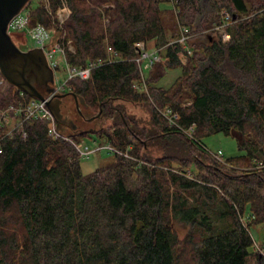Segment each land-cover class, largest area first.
Returning a JSON list of instances; mask_svg holds the SVG:
<instances>
[{
    "label": "trees",
    "instance_id": "16d2710c",
    "mask_svg": "<svg viewBox=\"0 0 264 264\" xmlns=\"http://www.w3.org/2000/svg\"><path fill=\"white\" fill-rule=\"evenodd\" d=\"M65 2L69 17L57 36L73 49L68 63L104 61L107 47L115 61L68 82L84 101V118L101 112L93 120L99 127L61 131L75 143L96 134L117 153L112 164L83 174L76 149L50 139L44 121L32 122L26 139L4 140L0 264H264L250 235L264 229V0ZM58 5L31 10L29 25L51 27ZM223 10L228 42L216 30ZM152 40L160 60L147 73V94L139 93L135 44ZM176 68L173 83L159 86ZM20 101L29 97L4 82L0 109ZM118 102L143 108L148 123ZM165 106L182 127L195 125L197 142L167 126L155 109ZM212 134L233 137L243 155L215 159L199 145ZM178 225L187 230L182 237Z\"/></svg>",
    "mask_w": 264,
    "mask_h": 264
},
{
    "label": "built area",
    "instance_id": "2783aa9c",
    "mask_svg": "<svg viewBox=\"0 0 264 264\" xmlns=\"http://www.w3.org/2000/svg\"><path fill=\"white\" fill-rule=\"evenodd\" d=\"M58 2L59 5L56 9L51 27L46 28L45 26L38 23L30 26L29 23L31 10L28 8V5L25 11H21L9 22L7 26V33L9 34V36H11V38L16 37L17 39H19V34H22L23 37H26L34 42V48L42 49L47 64L53 71V91L57 94H64L70 92V88L68 87V82L70 80L86 81L89 79L90 72L93 68L104 64H111L115 61V58L111 52V49L107 47L108 58L104 61L97 60L96 62L88 63L85 67L70 65L66 58L67 52H71L73 50L70 42L63 41V34L56 37V35L58 34V30L61 29L63 23L69 17V9L65 0H58ZM43 3L44 4H42L40 7H43L49 12V0H44ZM220 16L222 17V24L217 27L216 30L220 33L222 41L228 42L229 36L225 33V28L231 23L230 15L223 10L220 12ZM104 22L106 23L107 20H105ZM54 37L56 38L54 40L53 46L50 47L49 45L51 43V39H53ZM183 41L184 38L182 37L179 42ZM135 53L137 57L134 59V61L139 67L140 79L136 84L133 85V88L139 93L147 94V85L145 82V77L143 75V65L145 69L150 70L152 65L160 60V57L157 50L147 51L143 43L135 44ZM187 53L189 55L190 51H187ZM179 60L181 61L180 56ZM181 62L183 63V61ZM61 65H63V68H61ZM57 72L65 75L66 78L62 82L58 81ZM4 82V79L1 77L0 87ZM20 95L22 96L23 94L20 93ZM53 96L54 95H52L46 101L53 99ZM155 109L156 112L165 120L169 128L176 129L187 139L193 142H197L193 136L195 125H190L187 128L182 127L179 124V113L172 109L170 106H165L163 108L155 107ZM34 121H44L46 123L47 136L53 140L62 139L70 143L78 152L81 160L88 159L91 154L97 152L100 149V147H97L98 149L90 150L89 147L84 145L82 141L79 143H75L66 134L57 129L56 122L50 115L44 101L29 98L28 102L20 101L16 105L6 106L0 109V153L2 152V143L4 142V140L12 139L15 136L26 139L28 136V131L30 129V124ZM107 149L112 154L117 153V151L111 145H108ZM213 157L221 163H224L222 155L217 154L213 155ZM260 165L261 164H258L257 167H260ZM247 220V216L240 217V221L244 226ZM254 246H256V252L264 256V246H260L259 244H256Z\"/></svg>",
    "mask_w": 264,
    "mask_h": 264
},
{
    "label": "water",
    "instance_id": "95a60500",
    "mask_svg": "<svg viewBox=\"0 0 264 264\" xmlns=\"http://www.w3.org/2000/svg\"><path fill=\"white\" fill-rule=\"evenodd\" d=\"M30 2L31 0H0V76L18 92L29 98L44 101L59 131L65 123L68 124L69 129L75 130L73 121L68 120L61 112L64 98L70 96L73 99L77 114L86 122L99 118L101 112L85 119L80 110V107L84 106L83 100L73 93L57 94L53 91V71L49 68L42 49L32 48L22 51L7 33L9 22ZM56 37L51 39L50 47L53 46ZM52 95H54L53 99L46 101Z\"/></svg>",
    "mask_w": 264,
    "mask_h": 264
},
{
    "label": "rangeland",
    "instance_id": "374dc122",
    "mask_svg": "<svg viewBox=\"0 0 264 264\" xmlns=\"http://www.w3.org/2000/svg\"><path fill=\"white\" fill-rule=\"evenodd\" d=\"M43 1L42 0L41 1L31 0L28 8L30 10H34L36 7H39L42 4H44ZM26 7L22 11H25ZM12 40L16 44V46L20 48L22 51H26V50H29L35 47L34 42L29 40L26 37H22L21 39L12 37ZM179 56L181 58V61H183V64H185L186 57L184 55L182 57V54H180ZM61 68H63V65H61ZM148 72L149 70L145 69L143 65V75L145 79H146ZM179 74H180L179 68L168 70L166 76L159 82V86L165 87V88L169 87L173 83V81L179 76ZM57 78L59 82H62L66 77L60 72H57ZM66 104L67 106H65L64 108V113L67 117L70 118L69 120L73 121L74 124H79L85 130H91L92 127L93 128L99 127L100 124L95 121L86 123L81 119L79 120L77 116V111L75 110V105L70 98H68V101H66ZM118 106L124 108L126 110V113L128 114V117L139 121L141 125H145L148 123V116L143 108H140L137 105H131L125 102H118ZM86 119H89V118H86ZM107 124H108L107 121L103 122V126H106ZM132 129H134L133 126H132ZM76 139L79 140V138H76ZM80 140L83 142L84 145L88 146L90 150L98 149L97 147H100V149L97 152H94L93 154H91L88 159L81 160V170L83 174H90L94 172L96 169L101 168V167H106L115 161V155L110 153V151L107 149V146L109 144L105 141L104 138H101V136L97 137L96 134L89 133V134H85L82 138H80ZM199 142H200L199 145L202 146L204 149H206L212 156L220 154L222 155L223 160H226V159L235 160L239 156L243 155V152L238 151L236 142L231 136L229 137V136H224L222 134H212V135L203 137ZM150 143H151L150 146L153 145L152 144L153 142H150ZM148 152L153 157L159 155L158 152L154 148L149 149L147 153ZM244 216L246 217L247 214ZM176 229H177L178 234L181 237L187 231L183 225L176 226ZM250 235L254 241V245L259 244L260 246H263L264 229L262 226H256L254 228H251ZM255 247L256 246H253L252 251L254 253H258L256 252Z\"/></svg>",
    "mask_w": 264,
    "mask_h": 264
},
{
    "label": "flooded vegetation",
    "instance_id": "af4514ba",
    "mask_svg": "<svg viewBox=\"0 0 264 264\" xmlns=\"http://www.w3.org/2000/svg\"><path fill=\"white\" fill-rule=\"evenodd\" d=\"M68 98H70L72 101H73V99L69 96V97H66V98H64L63 100H62V105H61V112H62V114L65 116V117H67L66 115H65V113H64V108H65V106H67V104H66V101H68ZM74 103V102H73ZM68 118V120L70 119L69 117H67ZM85 119H86V117H85ZM76 125V128H75V130H71V129H69V126H68V124L67 123H65L63 126H62V129L63 130H66V131H69V132H76V131H78L79 129H80V125L79 124H75Z\"/></svg>",
    "mask_w": 264,
    "mask_h": 264
},
{
    "label": "crops",
    "instance_id": "0c3cea01",
    "mask_svg": "<svg viewBox=\"0 0 264 264\" xmlns=\"http://www.w3.org/2000/svg\"><path fill=\"white\" fill-rule=\"evenodd\" d=\"M144 44V47L147 51H154L156 50V42L155 40H152V41H149V42H146V43H143Z\"/></svg>",
    "mask_w": 264,
    "mask_h": 264
}]
</instances>
